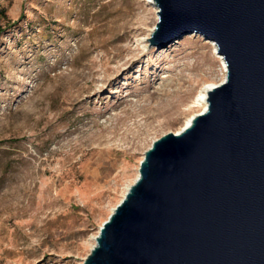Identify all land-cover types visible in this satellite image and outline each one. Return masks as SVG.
<instances>
[{
  "label": "rangeland",
  "instance_id": "374dc122",
  "mask_svg": "<svg viewBox=\"0 0 264 264\" xmlns=\"http://www.w3.org/2000/svg\"><path fill=\"white\" fill-rule=\"evenodd\" d=\"M157 20L149 0L0 2V264H83L145 151L224 81L197 34L143 47Z\"/></svg>",
  "mask_w": 264,
  "mask_h": 264
},
{
  "label": "water",
  "instance_id": "95a60500",
  "mask_svg": "<svg viewBox=\"0 0 264 264\" xmlns=\"http://www.w3.org/2000/svg\"><path fill=\"white\" fill-rule=\"evenodd\" d=\"M154 2L149 47L197 34L226 76L145 151L83 264H264V0Z\"/></svg>",
  "mask_w": 264,
  "mask_h": 264
},
{
  "label": "bare ground",
  "instance_id": "6f19581e",
  "mask_svg": "<svg viewBox=\"0 0 264 264\" xmlns=\"http://www.w3.org/2000/svg\"><path fill=\"white\" fill-rule=\"evenodd\" d=\"M149 2H150V4L152 5V7L155 8V11H156V13H157L158 8H157V6H156L154 0H149ZM142 43H143V47L148 48V47H149V46H148V37L144 38L143 41H142ZM209 43L213 46L214 54H215V56L219 59V61L221 62L223 70L226 71V70H227L226 62H225L224 58H223L220 54L217 53V47H216V44H215L213 41H209ZM222 82H223V81H222ZM222 82H221V83H222ZM219 84H220V83H219ZM219 84H218V83H215V82H208V83H205V84L203 85V87L199 90V92L196 94V96H195V98H194V100H193V105H200V106L202 107V110H201L199 113L203 112V111L206 109V107H207V92H208V90L211 89V88L214 87V86L219 85ZM173 103H174V102H173ZM173 105H174V104H173ZM194 115H196V114H194ZM194 115H191L190 117H188V118L186 119V121H185V124H184V125L178 130V131H176L175 133L180 132L184 127H186L187 125H189ZM137 176H138V175H137ZM130 185H131V184H128V185L125 187L124 195H125V193H126L128 187H129ZM96 236H97V235H95V236L92 237V240L94 241V242L92 243V247L96 244V240H95V239H96Z\"/></svg>",
  "mask_w": 264,
  "mask_h": 264
},
{
  "label": "trees",
  "instance_id": "16d2710c",
  "mask_svg": "<svg viewBox=\"0 0 264 264\" xmlns=\"http://www.w3.org/2000/svg\"><path fill=\"white\" fill-rule=\"evenodd\" d=\"M2 30L0 29V32H1Z\"/></svg>",
  "mask_w": 264,
  "mask_h": 264
},
{
  "label": "built area",
  "instance_id": "2783aa9c",
  "mask_svg": "<svg viewBox=\"0 0 264 264\" xmlns=\"http://www.w3.org/2000/svg\"><path fill=\"white\" fill-rule=\"evenodd\" d=\"M2 0H0V2H1Z\"/></svg>",
  "mask_w": 264,
  "mask_h": 264
}]
</instances>
